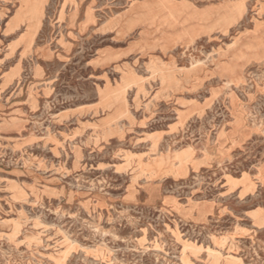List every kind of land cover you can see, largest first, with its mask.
<instances>
[{
	"label": "rangeland",
	"instance_id": "1",
	"mask_svg": "<svg viewBox=\"0 0 264 264\" xmlns=\"http://www.w3.org/2000/svg\"><path fill=\"white\" fill-rule=\"evenodd\" d=\"M0 264H264V0H0Z\"/></svg>",
	"mask_w": 264,
	"mask_h": 264
}]
</instances>
